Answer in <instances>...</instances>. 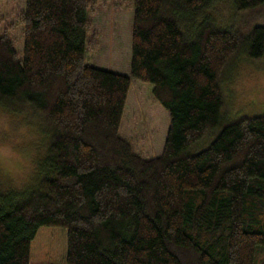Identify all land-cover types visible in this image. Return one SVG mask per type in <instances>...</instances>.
<instances>
[{"label":"trees","instance_id":"trees-1","mask_svg":"<svg viewBox=\"0 0 264 264\" xmlns=\"http://www.w3.org/2000/svg\"><path fill=\"white\" fill-rule=\"evenodd\" d=\"M108 1L26 0L22 54L12 25L0 33V106L37 120L46 146L30 187L0 180V264H257L264 114L229 119L222 83L242 53L263 56L264 25L246 38L212 23L215 0H132L127 75L88 63L89 14ZM133 79L170 114L156 156L121 134Z\"/></svg>","mask_w":264,"mask_h":264},{"label":"rangeland","instance_id":"rangeland-1","mask_svg":"<svg viewBox=\"0 0 264 264\" xmlns=\"http://www.w3.org/2000/svg\"><path fill=\"white\" fill-rule=\"evenodd\" d=\"M25 6L26 0H0V33L12 25L10 35L21 54L24 44L23 27L18 23L17 17ZM134 10L132 0H109L107 4L98 3L94 11L90 12L99 42L96 47H89L87 51L89 64L131 75ZM207 13L214 25L233 26L246 38L250 36L249 33L255 25H264V7L255 11L242 12L237 10L234 0H215ZM203 20H205L204 17L197 18L194 28H198ZM262 74H264V54L259 58H252L242 53L228 66L222 89L229 119L242 115L252 117L264 114V105L252 98L255 86H249L251 81H255L258 86ZM17 115L26 117L25 114ZM26 119L36 123L42 133L41 125L37 120L27 117ZM169 125V111L154 98L152 84L133 79L121 134L130 140L134 148L143 155L156 156L164 148ZM223 127L224 121L199 141L194 150L198 151L207 147ZM44 140L45 136L42 135V154L46 147ZM35 178L32 183L22 189L30 187L35 182ZM0 180L6 183V186L18 189L13 187L10 181L3 178ZM257 264H264V250L260 248H258Z\"/></svg>","mask_w":264,"mask_h":264},{"label":"clouds","instance_id":"clouds-1","mask_svg":"<svg viewBox=\"0 0 264 264\" xmlns=\"http://www.w3.org/2000/svg\"><path fill=\"white\" fill-rule=\"evenodd\" d=\"M249 86H255L252 98L264 105V74L258 86L255 81ZM41 141L42 133L36 123L0 106V178L18 189L32 183L39 171Z\"/></svg>","mask_w":264,"mask_h":264}]
</instances>
